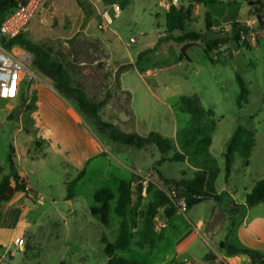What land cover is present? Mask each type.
<instances>
[{
	"label": "rangeland",
	"instance_id": "1",
	"mask_svg": "<svg viewBox=\"0 0 264 264\" xmlns=\"http://www.w3.org/2000/svg\"><path fill=\"white\" fill-rule=\"evenodd\" d=\"M148 1L133 0L121 11L119 18H114V24L107 31L100 27L103 0H44L31 22L26 39L47 51L52 61L64 66L71 83L101 106L100 121L111 129L99 128L93 118L80 110L76 101L60 94L105 149L104 155L92 159L81 170L50 149L51 143L36 121L39 102L36 92L15 100L0 99V182L11 174L8 157L12 146L17 169L30 189L17 194L8 203L0 202V264H108L103 239L114 243L120 233L122 220L115 214V208L121 181L131 184L133 205L141 202L137 219L141 227L142 214H146L154 202L148 195L150 184L166 187L159 172L166 179L177 181L192 179L195 175L191 163L188 166L184 162H158L164 155L157 145L142 149L126 146L115 142L111 132L117 130L148 137L151 133L163 135L169 130L167 135H172L173 127H163L162 114L166 110L165 103L176 109L175 104L181 96H197L205 110L213 111L208 119L210 124H215L210 152L220 168L215 187L226 200L204 202L181 213L180 219L188 224H197L201 218L209 221L213 213L209 227L217 233L212 238L214 242L209 238V245L200 236L192 252L207 253L217 249L215 241L229 239V230L233 231L241 217H248L250 226L246 234L237 238V243H253L259 252H264V204L248 207L249 211L240 210L228 194L236 195L242 202L245 191H251L264 179V20L261 19L256 27L247 26L249 34L245 39L248 43L232 41L216 50L213 55L220 63L214 65L207 55L206 44L231 36L232 32L227 33L220 19L227 16L229 10L241 8L245 0H221L216 5H202L201 9L199 4H193L200 13H192L184 30L176 35L196 32L202 34L203 39L188 52L190 61L184 60L179 65L184 45L163 39L158 46L152 47L157 42L158 28L166 23V2L156 0L150 4ZM249 1L242 17L253 20L259 11L258 2ZM185 2L191 0H182ZM205 13L216 21L212 24V32L207 31L204 23ZM110 14L114 17L113 10ZM131 38H135L136 43H131ZM0 43L2 47L1 40ZM249 43L251 45L247 46ZM148 50L153 51L137 63L138 54ZM101 63L103 68L99 67ZM168 63L171 65L166 66ZM31 72L36 78L42 76L50 80L33 67ZM237 75L248 83L251 92L248 103L241 107L238 105ZM25 90L28 91L26 84ZM122 113H126L129 120H120ZM177 116L176 143L189 120L188 115L178 112ZM44 120L61 136L72 135L60 111L47 108ZM240 129L245 143L235 153L233 173L226 180L225 154ZM172 155L170 152L169 156ZM82 171L85 174L74 187V199L68 201V184ZM145 182H148L146 192ZM140 188H143L142 194ZM104 189L116 194V199L109 203L108 224H104L100 216L92 215L93 208L102 207L95 201V194ZM157 229L155 222V232ZM134 234L131 248L120 252V257L138 264H176L175 257L170 259L177 250L178 239L172 234V228L156 235L154 249H139L137 229ZM17 236L25 239L23 251L13 244Z\"/></svg>",
	"mask_w": 264,
	"mask_h": 264
},
{
	"label": "trees",
	"instance_id": "2",
	"mask_svg": "<svg viewBox=\"0 0 264 264\" xmlns=\"http://www.w3.org/2000/svg\"><path fill=\"white\" fill-rule=\"evenodd\" d=\"M133 0H103L104 6H112L118 4L122 10L127 9ZM209 6L216 5L219 0H191V5L186 7H176L167 3V33L168 40L181 44L187 41L197 43L203 39V35L196 32H187L180 37H174L176 31H183L186 22L190 19L193 12V4ZM13 7V0H0V25L4 15ZM211 30V25L208 24V31ZM249 34L247 26L241 23H235L231 36L225 39H217L206 44V52L213 64H218V60L214 58V52L222 46L229 44L232 41L237 43L247 42L243 39ZM26 34H22L15 40L7 41L2 39L4 49H10L13 46H19L34 55L33 68L36 71L49 78L55 85L56 90L68 99L77 102L80 110L96 121L99 128L104 131H109L111 126L100 121L99 110L100 105L91 101L83 89L75 87L71 83V78L64 66L61 63L52 61L47 51L32 44L26 39ZM192 45L185 46L180 54L178 63L187 57V50ZM153 50L140 53L138 62L141 63L147 53ZM168 63L166 66H170ZM147 71V70H146ZM237 81L240 86V95L238 105L248 103L250 90L248 83L237 75ZM177 111L180 114L189 116L188 123L179 133L178 143H174L171 139L164 137L159 133H151L148 137H141L137 134L121 133L117 130L111 132L112 139L126 146L136 147L139 149L147 145L155 144L158 146L164 158L162 162H185L190 163L197 169L194 178L190 180H168L160 172L158 173L166 187L151 183L148 189V195L153 199V204L150 205L146 214H142L141 227L137 222L139 216L140 201L136 206L133 205L134 192L132 186L127 181H121L118 188V201L115 208V214L122 220L120 233L115 243L108 239H103L105 246V254L108 257V264H138L118 255L119 252L128 251L136 237L134 230L137 229L139 241L136 246L141 249H154L156 245L155 221L161 209H165L167 217H173L177 212L175 201L172 198V193H177V197L184 199L187 204V210L192 209L207 201L222 203L224 199L218 194L215 183L220 173V168L210 152L213 143L212 134L215 124H210L208 119L213 114V111H207L203 108L200 99L197 96H181L175 104ZM241 129L236 133L235 137L230 141L227 152L225 154L226 161V180H229L233 173L234 155L240 150V145L245 141L241 137ZM14 147H10L8 164L10 167V175L4 176L0 182V202L8 203L17 194L27 193L30 191L23 177L20 175L16 163ZM173 152L172 156L169 153ZM161 163V162H160ZM159 163V164H160ZM85 172L82 171L78 177L68 184L67 200L74 199V187L84 177ZM13 182L15 184H13ZM143 188L139 189L142 194ZM116 199V194L110 189H104L95 194V201L102 204L101 208H93L92 215L100 216L104 224L109 222V203ZM140 200L142 197L140 196ZM264 204V179L257 182L251 192L247 195L246 205L254 207ZM222 249H226L231 256L249 255L254 262L264 264V256L257 251L248 249H239L234 246H228L225 243L221 244ZM65 264V263H62Z\"/></svg>",
	"mask_w": 264,
	"mask_h": 264
},
{
	"label": "crops",
	"instance_id": "3",
	"mask_svg": "<svg viewBox=\"0 0 264 264\" xmlns=\"http://www.w3.org/2000/svg\"><path fill=\"white\" fill-rule=\"evenodd\" d=\"M159 1H162V0H159ZM148 2L150 4H152V3H155L156 0H149ZM162 2L165 3V0H163ZM220 2H221V0H219V3ZM257 2H258L257 6H258L259 11L256 12V18H254L253 20L246 19V18L242 17V14H243L242 11L244 10V8L248 4L251 3V1H249V0H245V2H242L241 8H237V10H233V11L229 10L228 15L227 16L224 15L220 19L221 22L224 21L223 27H225L227 29L228 34H230L232 32L233 25L235 23L245 24L246 26L253 28V27H256L258 25L257 23H259V21H261V19L264 20V0H257ZM190 5H191V2H189V3L185 2V3H182L179 7L188 8ZM165 6H166L165 7L166 23H165V26L158 28V30H157V34H158L157 42L152 46L153 48L158 46L162 42L163 39H165L166 41H171V42L173 41V40L167 39L169 36V34L167 33V12H168L167 3H165ZM201 6L202 5H199L200 9H201ZM193 11L194 12H192V13L194 15H197L200 13L199 11L195 10L194 8H193ZM204 15H205L204 23L207 27V31H208V24L211 25V30H212V28L214 27V25H212V24H215L216 21H212L207 13H205ZM157 16H159V15H157ZM188 21L186 23H188ZM231 28H232V30H231ZM211 30L209 32H212ZM177 32H179V31H176L175 33H173L174 37H180V36L176 35ZM262 38H264V35L262 36ZM254 39L257 43L259 42V40H256L255 37H254ZM201 41H199V42H201ZM230 43H232V42H230ZM199 44L200 43H198V42L192 43L189 41H187L186 43H181V44L177 43V45H184L182 48H184L185 46H188V45H192L187 50V53H186L187 57H188V52L191 49H193L194 47L198 46ZM250 45H251V43L248 44V46H250ZM0 48H1V43H0ZM227 49H228V52H227L228 56L229 55L231 56L232 52L230 51L229 48H227ZM139 55H140V53L138 54V56ZM214 58L217 60V57H214ZM184 60H186V59H184ZM189 61H190V58H189ZM182 62H180L178 64L181 65ZM218 63H220V62H218ZM37 80L32 84L30 91L26 94L22 93L20 98L23 96L29 97L30 95L33 94V92L37 93V96L39 98V102H38V108L36 111V121L38 123V126L41 125V129L44 131V136L48 137V139L51 143L50 149L52 151H54L55 153H58L59 155L63 156L66 160H68L70 162V165L78 166L81 168V170L84 169L86 167V165L92 161V159L105 154L104 147L101 146V143L97 140L96 137H94L92 132L87 130L83 126V122L77 117V115H75L74 112L71 111L70 107L67 105L65 100L60 96V93L56 90L54 83L51 80H48L46 78L42 79V76L37 77ZM124 91H128V90L124 89ZM165 106H166V110L162 114L163 115V123H164L163 127L169 128V129L171 127H173V133H172V135H167V134H170L169 130H167V131H165L167 133H165V134L162 133V134L166 137L172 138L173 141L176 143L177 131H178V116H177L178 111H177V109L173 108L174 105H170L168 103H165ZM49 107L53 110L60 111L61 114L65 117V119L69 123V127H70L71 132H72L71 133L72 137L71 136L65 137L63 135L61 136V134L58 133L59 131L56 132L54 129H52V127L47 125V123L44 120V111ZM135 119L137 122H139L138 117H136V115H135ZM161 161H162V157L159 159L158 162H161ZM158 162L156 163V165H158ZM184 163L186 165L190 166L189 160H186ZM192 168L196 173L197 169L194 167H192ZM181 180H186V178H182ZM187 180H190V179H187ZM250 192L251 191H245V200L243 199L242 202H239L236 198V195H234L230 192L228 193L230 196L229 195L228 196L232 199H235L236 203H238V205H239L238 207L241 208L240 210H242L244 208V210L247 209V211H249L250 208H248V206L246 205V199H247V195ZM218 194L221 195V197L224 199V196L222 195L221 192H218ZM224 201H226V200H224ZM207 202H214V201H207ZM181 215H182L181 212L179 210H177L176 214L170 218V217L166 216L165 209H161L160 216L158 217L159 219H161L167 223V228H165V229L167 230V229L172 228V234H175V236H177V238H178L177 239V250L170 257V259L172 257H175L177 259L180 255H182L184 253H188L191 257L194 258L193 261H190L187 263H177L175 260L176 264H261L258 262H254L249 255L231 256V255H229V253L226 249L221 248V244L225 243L228 246H234V247L239 248V249H248V250H252V251H257L258 253H260L264 256V252L263 253L259 252L258 248H256L253 245V243H251V244L247 243V245H240L239 243H237V238H239L241 235H243V233L246 234L248 227L250 226V221H249L248 217H244V218L241 217L240 220L238 221V224H236V226H234L233 231L229 230L230 231L229 239H227L226 241H223L222 239L219 242L215 241L217 249H214V250L207 252V253H204V251H202V250H198L196 253H193L192 248L195 245H197L198 239L200 236L209 245H210V243H209L210 241L208 239L209 238L212 239V238H214V236H216L217 233L214 231V228L209 227L213 213H212L209 221H206L205 219L201 218V219H199L197 224H195L193 222H190L189 224L184 222L182 219H180ZM234 216L238 217V215L236 213L234 214ZM222 230H224V229H222ZM163 232H164V229H161V230L157 229L156 235L162 234ZM17 237H20V236H17ZM212 241L214 242V239H212ZM119 253H118V255H119ZM209 255H215L216 259L215 260H209L208 259Z\"/></svg>",
	"mask_w": 264,
	"mask_h": 264
},
{
	"label": "built area",
	"instance_id": "4",
	"mask_svg": "<svg viewBox=\"0 0 264 264\" xmlns=\"http://www.w3.org/2000/svg\"><path fill=\"white\" fill-rule=\"evenodd\" d=\"M165 2L171 6L182 4L181 0H165ZM43 3L44 0H13V7L9 9L7 15H4L0 25V40H15L26 33ZM110 10H113L114 17L111 16ZM121 11L122 9L118 4L104 6L101 13L100 27L103 30H109L114 24V18L117 19L121 16ZM130 42L136 43V39L131 38ZM33 63L34 55L22 47L13 46L10 49H4L2 46L0 48V99L15 100L18 97L20 98L22 93L26 94L30 91L32 84L37 80L36 75L31 72ZM27 76L29 78L26 82ZM25 84L28 85V91L25 90ZM147 184L148 182H145V192L147 191ZM172 198L177 209L181 213H185L187 211L186 201L178 198L175 192L172 193ZM156 228L165 229L167 223L158 218ZM13 244L21 251L26 247L23 237H15Z\"/></svg>",
	"mask_w": 264,
	"mask_h": 264
},
{
	"label": "water",
	"instance_id": "5",
	"mask_svg": "<svg viewBox=\"0 0 264 264\" xmlns=\"http://www.w3.org/2000/svg\"><path fill=\"white\" fill-rule=\"evenodd\" d=\"M248 46V44H247ZM103 63H101L99 65L100 68H103ZM120 120L126 122L127 120H129V117L127 116L126 113H122L120 116H119ZM209 260H215L216 259V256L215 255H210ZM194 258L191 257L188 253H184L182 255H180L177 259H176V262L177 263H187V262H190V261H193Z\"/></svg>",
	"mask_w": 264,
	"mask_h": 264
}]
</instances>
